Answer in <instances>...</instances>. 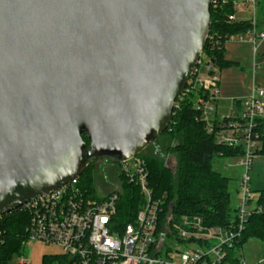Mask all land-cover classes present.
<instances>
[{"label":"water","instance_id":"95a60500","mask_svg":"<svg viewBox=\"0 0 264 264\" xmlns=\"http://www.w3.org/2000/svg\"><path fill=\"white\" fill-rule=\"evenodd\" d=\"M209 6L0 0V216L80 177L88 160L138 156L168 128Z\"/></svg>","mask_w":264,"mask_h":264},{"label":"built area","instance_id":"2783aa9c","mask_svg":"<svg viewBox=\"0 0 264 264\" xmlns=\"http://www.w3.org/2000/svg\"><path fill=\"white\" fill-rule=\"evenodd\" d=\"M256 5L257 0L233 2L234 8H251L253 13ZM228 20L235 21V17L229 16ZM245 36L254 48L257 41L264 40V32L257 33L253 28L246 35H233L227 41H242ZM217 73L212 62L201 52L180 96L202 91L207 100H198L196 107L206 121L211 120L212 105L219 93ZM263 96L262 90L252 86L249 95L240 101L239 108L233 104L230 116L218 120L221 130L216 137L217 143L240 148L243 152L238 160L243 173L239 183L237 233L208 229L199 219L187 217L174 220L169 216L161 226L165 198L153 196L148 188L144 160L136 156L117 163L116 167L117 173L136 186L144 199L133 222L121 225L118 221L117 192L96 198L87 196L77 187L76 178L21 206L30 216L27 244L34 240L54 244L60 247L68 264H220L225 256L224 247L231 246L252 208L248 204L249 172L257 146L250 131L257 119L264 120ZM207 132H212L211 126ZM19 264L25 263L20 261ZM240 264L245 263L240 261Z\"/></svg>","mask_w":264,"mask_h":264},{"label":"trees","instance_id":"16d2710c","mask_svg":"<svg viewBox=\"0 0 264 264\" xmlns=\"http://www.w3.org/2000/svg\"><path fill=\"white\" fill-rule=\"evenodd\" d=\"M209 15V31L202 53L212 62L217 72L238 66L237 62L226 60L225 42L230 36L246 35L253 28L257 29L260 22L257 19L230 22L228 17L234 16L232 0H211ZM198 100H207L200 90L180 97L175 102L172 121L168 128L152 140L138 156L144 160L148 188L153 196L165 198L160 216L161 226L169 216L174 220L187 217L199 219L208 229L219 228L237 233L240 223L238 202L235 208L231 206L228 191L230 179L215 172L213 162L216 158L239 160L243 152L240 148L217 143L216 137L221 130V124L218 120L206 121L202 117V113L196 107ZM239 103L240 101H233L232 105L239 108ZM208 126L212 127L211 133L207 132ZM250 136L260 148L258 152L255 151V156H264V120L257 119L254 122ZM82 139L88 147L89 142L84 135ZM167 158L174 159L173 170L165 165ZM96 161L98 160L86 161V168L77 179V187L87 196L94 198L97 197ZM108 164L117 167V163L112 160H109ZM238 178L240 183L241 175ZM117 179L120 183L117 192L119 195L117 219L123 225L133 222L144 204V199L136 186L129 184L120 175ZM248 204L252 208L231 246L224 247L225 256L220 264H240V261L245 263L237 256L242 246L250 241L264 244V186L256 191L254 197H248ZM29 227L30 216L22 207L0 216V264H9L14 257L24 255V243L27 241ZM41 264H68V261L63 256L53 258L43 256Z\"/></svg>","mask_w":264,"mask_h":264},{"label":"rangeland","instance_id":"374dc122","mask_svg":"<svg viewBox=\"0 0 264 264\" xmlns=\"http://www.w3.org/2000/svg\"><path fill=\"white\" fill-rule=\"evenodd\" d=\"M240 1V0H232ZM234 17L237 21L255 20L260 24L256 32H264V0H257V6L254 13L251 8H234ZM256 48L244 40L226 41L224 45V55L226 60L237 62L238 66L218 70V96L213 103L211 120H220L227 118L231 114L232 102L242 101L250 93L253 87L258 88L264 93V40L256 42ZM264 107V96L261 99ZM160 144L163 145V142ZM260 148L255 149L258 152ZM165 165L174 168V159L167 158ZM238 166V158L222 159L216 158L213 162V170L222 176L230 179L228 191L231 197L230 204L232 207L237 206L239 201V176L243 173L242 167ZM95 168L97 177L95 181V190L99 196H107L113 192H119L120 183L118 181L117 168L111 167L108 163L98 160ZM249 194L250 198L254 197L257 190L264 186V156H255L252 161V169L249 172ZM24 255L14 257L9 264H19L23 261L25 264H41L43 256L53 258L62 256L60 247L54 244H46L42 241L34 240L27 244L24 243ZM238 259H243L246 264H264V244L250 241L239 250Z\"/></svg>","mask_w":264,"mask_h":264},{"label":"flooded vegetation","instance_id":"af4514ba","mask_svg":"<svg viewBox=\"0 0 264 264\" xmlns=\"http://www.w3.org/2000/svg\"><path fill=\"white\" fill-rule=\"evenodd\" d=\"M95 160H101V161H104V162H106V163H108V162H109V160H108V159H105V158H101V159H95Z\"/></svg>","mask_w":264,"mask_h":264},{"label":"crops","instance_id":"0c3cea01","mask_svg":"<svg viewBox=\"0 0 264 264\" xmlns=\"http://www.w3.org/2000/svg\"><path fill=\"white\" fill-rule=\"evenodd\" d=\"M236 20V19H235ZM237 21V20H236ZM241 21V20H240Z\"/></svg>","mask_w":264,"mask_h":264}]
</instances>
